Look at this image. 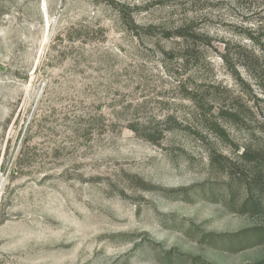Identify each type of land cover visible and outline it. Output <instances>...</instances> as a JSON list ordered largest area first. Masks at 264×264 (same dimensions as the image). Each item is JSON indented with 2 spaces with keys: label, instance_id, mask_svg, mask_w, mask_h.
<instances>
[{
  "label": "rangeland",
  "instance_id": "374dc122",
  "mask_svg": "<svg viewBox=\"0 0 264 264\" xmlns=\"http://www.w3.org/2000/svg\"><path fill=\"white\" fill-rule=\"evenodd\" d=\"M259 3L0 0V264L264 259Z\"/></svg>",
  "mask_w": 264,
  "mask_h": 264
},
{
  "label": "trees",
  "instance_id": "16d2710c",
  "mask_svg": "<svg viewBox=\"0 0 264 264\" xmlns=\"http://www.w3.org/2000/svg\"><path fill=\"white\" fill-rule=\"evenodd\" d=\"M259 4L263 5V15L261 16L264 17V0H261V3ZM256 21L257 22L255 23L257 27H249L246 33V37L256 46V51H252L251 49L245 50L244 55H239L238 57L240 60H245L240 61L241 65L247 69L255 80H258L257 84L264 94V59H262L264 57V19L262 20L259 18ZM260 101L262 102L264 115V97ZM262 155H264V150L260 147V145L254 148L251 145H246L240 152L239 158L244 161V166H248L250 174L249 182L245 186L246 197L241 209H244L246 205L252 201L251 205L253 207L251 210H258L259 202L253 201L254 196L252 195L251 185L254 184L255 187L260 186L259 188L264 190V158ZM231 238L232 235L230 239ZM255 264H264V259L259 260Z\"/></svg>",
  "mask_w": 264,
  "mask_h": 264
}]
</instances>
